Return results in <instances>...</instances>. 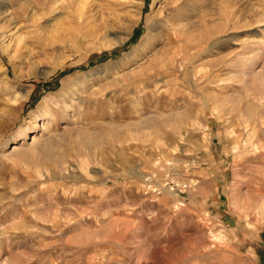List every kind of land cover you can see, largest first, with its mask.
<instances>
[{
	"label": "rangeland",
	"instance_id": "obj_1",
	"mask_svg": "<svg viewBox=\"0 0 264 264\" xmlns=\"http://www.w3.org/2000/svg\"><path fill=\"white\" fill-rule=\"evenodd\" d=\"M165 1L0 0V264H264V0Z\"/></svg>",
	"mask_w": 264,
	"mask_h": 264
},
{
	"label": "bare ground",
	"instance_id": "obj_2",
	"mask_svg": "<svg viewBox=\"0 0 264 264\" xmlns=\"http://www.w3.org/2000/svg\"><path fill=\"white\" fill-rule=\"evenodd\" d=\"M177 2H178V0H166L165 1V4H170V3H172L173 4V6L175 7L176 5H177V8L179 7V5L181 4V3H178L177 4ZM177 13V15L175 16V15H173L170 19H169V21H168V23L170 24V26H171V28L173 29V32H174V37L173 38H167L168 40H174L175 39V37H179V36H181V34H182V32H183V29H184V27H185V25H186V22H181V20H180V18H179V15H178V12H176ZM175 19H179V22H175ZM185 32V31H184ZM203 37V36H202ZM180 40V39H179ZM180 54V53H179ZM144 71V70H143ZM260 91V90H259ZM22 133H24V131H22ZM17 146L15 145V144H13L12 145V148L11 149H14V148H16Z\"/></svg>",
	"mask_w": 264,
	"mask_h": 264
}]
</instances>
